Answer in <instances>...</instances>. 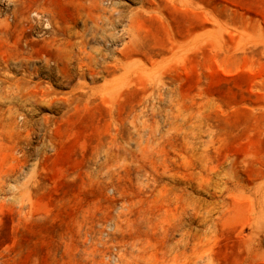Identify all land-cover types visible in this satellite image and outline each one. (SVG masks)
Here are the masks:
<instances>
[{
	"label": "rangeland",
	"instance_id": "rangeland-1",
	"mask_svg": "<svg viewBox=\"0 0 264 264\" xmlns=\"http://www.w3.org/2000/svg\"><path fill=\"white\" fill-rule=\"evenodd\" d=\"M0 264H264V0H0Z\"/></svg>",
	"mask_w": 264,
	"mask_h": 264
}]
</instances>
